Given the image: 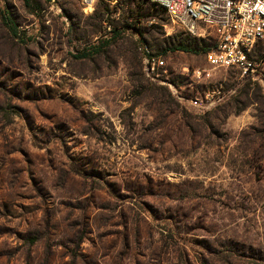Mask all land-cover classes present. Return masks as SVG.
I'll return each mask as SVG.
<instances>
[{"label": "rangeland", "instance_id": "obj_1", "mask_svg": "<svg viewBox=\"0 0 264 264\" xmlns=\"http://www.w3.org/2000/svg\"><path fill=\"white\" fill-rule=\"evenodd\" d=\"M158 10L0 0V264H264V69L166 50Z\"/></svg>", "mask_w": 264, "mask_h": 264}, {"label": "built area", "instance_id": "obj_2", "mask_svg": "<svg viewBox=\"0 0 264 264\" xmlns=\"http://www.w3.org/2000/svg\"><path fill=\"white\" fill-rule=\"evenodd\" d=\"M90 4L95 0H81ZM116 2L118 0H104ZM166 9L171 22L190 36L206 38L212 34L214 46L206 52L212 68H235L243 75L257 77L264 69V60L254 57L256 44L264 38V0H149ZM161 55L147 52L144 71L152 78L155 70L164 67ZM191 77H208L200 68H184ZM201 106L197 98L190 100Z\"/></svg>", "mask_w": 264, "mask_h": 264}, {"label": "trees", "instance_id": "obj_3", "mask_svg": "<svg viewBox=\"0 0 264 264\" xmlns=\"http://www.w3.org/2000/svg\"><path fill=\"white\" fill-rule=\"evenodd\" d=\"M103 2H107L104 0H101ZM145 1H149V0H145ZM151 2V1H149ZM108 3V2H107ZM152 5H156L159 7V10L157 12V14L153 15L152 17H161V15L166 14V9L154 2H151ZM168 17V15H167ZM169 18V17H168ZM137 20V19H135ZM139 21V18H138ZM2 22L4 24V26L7 28V30L9 31V33L13 36V37H17V30H16V25L13 21V19L6 13H3L2 15ZM129 27L130 24H129ZM183 33H185L183 31ZM186 36L185 37H180L177 39H172L171 41H168V46L165 48L166 50L168 49H172V50H180V51H184V52H191V53H200V52H206L209 51L211 49V47L209 45H207V43L205 42L204 38H195L193 36L190 37L189 34L185 33ZM106 41V40H105ZM108 42H105L104 45H107ZM257 45V44H256ZM256 47V46H255ZM99 46L98 47H94L92 49V54L96 53L99 51ZM83 57H86V55L83 53ZM262 60H264L263 58H261Z\"/></svg>", "mask_w": 264, "mask_h": 264}]
</instances>
